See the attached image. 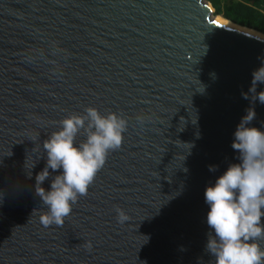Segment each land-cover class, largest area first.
Listing matches in <instances>:
<instances>
[{"label":"water","instance_id":"1","mask_svg":"<svg viewBox=\"0 0 264 264\" xmlns=\"http://www.w3.org/2000/svg\"><path fill=\"white\" fill-rule=\"evenodd\" d=\"M213 13L207 0H0V264H211L204 191L239 162L242 92L264 57L256 31ZM88 107L127 119L122 146L46 226L45 159L29 180L26 157Z\"/></svg>","mask_w":264,"mask_h":264},{"label":"clouds","instance_id":"2","mask_svg":"<svg viewBox=\"0 0 264 264\" xmlns=\"http://www.w3.org/2000/svg\"><path fill=\"white\" fill-rule=\"evenodd\" d=\"M260 59L261 66L252 72L248 91L242 92L251 106L233 133L231 147L239 162L230 163L204 191L209 209L206 223L210 229L205 251L214 258L211 264H264V248L258 242L264 238V127L252 126L257 116L254 105L264 104V90L257 91L259 85H264V57ZM139 119L143 122V118ZM127 127L124 116L113 112L102 114L97 108L88 107L83 115H72L60 122L59 130L41 146L44 155L39 159L33 157L30 166L27 155L24 168L29 180L37 162L45 159L33 185L35 194L47 208L41 217L44 225L63 223L72 205L87 194L109 152L122 146ZM77 137L83 139L77 143ZM217 167L208 166L210 172ZM49 177L52 179L46 190L43 185ZM116 219L118 223L125 222L126 212L117 208Z\"/></svg>","mask_w":264,"mask_h":264},{"label":"trees","instance_id":"3","mask_svg":"<svg viewBox=\"0 0 264 264\" xmlns=\"http://www.w3.org/2000/svg\"><path fill=\"white\" fill-rule=\"evenodd\" d=\"M213 16L264 35V0H207Z\"/></svg>","mask_w":264,"mask_h":264},{"label":"bare ground","instance_id":"4","mask_svg":"<svg viewBox=\"0 0 264 264\" xmlns=\"http://www.w3.org/2000/svg\"><path fill=\"white\" fill-rule=\"evenodd\" d=\"M213 20H214V21L217 20L218 22H220L221 24H223V25H225V26H228V27H234V26H232L230 23L226 22L225 20H223V19L220 18V17H213ZM245 32H247V31H245ZM248 33H250V34H252V35H254V36H257V37H259V38H261V39L264 40V37L261 36V35H259V34H256V32H248Z\"/></svg>","mask_w":264,"mask_h":264}]
</instances>
